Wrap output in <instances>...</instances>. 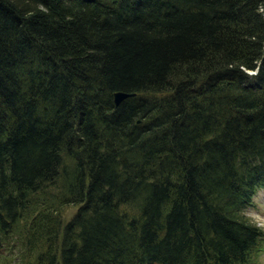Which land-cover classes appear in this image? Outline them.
Masks as SVG:
<instances>
[{
  "label": "trees",
  "instance_id": "trees-1",
  "mask_svg": "<svg viewBox=\"0 0 264 264\" xmlns=\"http://www.w3.org/2000/svg\"><path fill=\"white\" fill-rule=\"evenodd\" d=\"M262 186L264 0H0V258L253 264Z\"/></svg>",
  "mask_w": 264,
  "mask_h": 264
},
{
  "label": "rangeland",
  "instance_id": "rangeland-1",
  "mask_svg": "<svg viewBox=\"0 0 264 264\" xmlns=\"http://www.w3.org/2000/svg\"><path fill=\"white\" fill-rule=\"evenodd\" d=\"M252 73V72H251ZM75 211L74 207H70L64 213V218L68 219L71 214ZM251 222L261 227L264 231V186L259 187L255 190L251 201L245 211L243 212ZM20 257L16 254L5 253V255L0 258V264H18ZM264 264V240L262 249L257 251V257H254L253 264Z\"/></svg>",
  "mask_w": 264,
  "mask_h": 264
},
{
  "label": "water",
  "instance_id": "water-1",
  "mask_svg": "<svg viewBox=\"0 0 264 264\" xmlns=\"http://www.w3.org/2000/svg\"><path fill=\"white\" fill-rule=\"evenodd\" d=\"M131 95H132V93H126V92H122V91L115 92L113 94V99H114L115 105H118L123 99H125ZM57 264H59V263H57Z\"/></svg>",
  "mask_w": 264,
  "mask_h": 264
},
{
  "label": "bare ground",
  "instance_id": "bare-ground-1",
  "mask_svg": "<svg viewBox=\"0 0 264 264\" xmlns=\"http://www.w3.org/2000/svg\"><path fill=\"white\" fill-rule=\"evenodd\" d=\"M214 73V72H213ZM222 74V73H221ZM253 74V73H252ZM251 74V75H252ZM224 75V74H223ZM230 83V82H229ZM190 87V86H189ZM128 93V92H127ZM130 97V96H129ZM138 106V105H137ZM127 107V106H126ZM133 107V106H132ZM140 107V106H139ZM175 107V106H174ZM183 110V109H182ZM185 120V119H184ZM228 129V128H227ZM149 133V132H148ZM69 152V151H68ZM83 152V151H82Z\"/></svg>",
  "mask_w": 264,
  "mask_h": 264
}]
</instances>
